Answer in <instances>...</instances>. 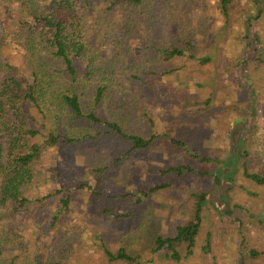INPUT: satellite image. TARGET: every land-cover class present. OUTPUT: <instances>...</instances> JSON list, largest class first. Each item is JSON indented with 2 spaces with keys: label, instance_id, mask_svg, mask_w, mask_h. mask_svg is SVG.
I'll list each match as a JSON object with an SVG mask.
<instances>
[{
  "label": "trees",
  "instance_id": "trees-1",
  "mask_svg": "<svg viewBox=\"0 0 264 264\" xmlns=\"http://www.w3.org/2000/svg\"><path fill=\"white\" fill-rule=\"evenodd\" d=\"M195 5V0H0V264L29 260L21 244L8 239L12 230L22 228L24 218L41 220L40 213L51 210L44 219L53 231L70 211L73 194L91 190L88 183L76 181L74 188L62 184L37 194L64 181L69 167L85 166L72 154L74 148L96 144L102 135L123 139L129 154L161 141L159 134H125L120 121L102 111L110 84L118 85L112 78L132 65L129 77L136 82L173 74L187 77L195 71L201 76L199 70L212 67L213 72L215 65L212 75L222 72L235 81L249 107L247 115L233 122L226 160L186 151L195 164L216 166L212 184L196 195L197 208L189 220L173 234L153 238L149 256L160 254L177 264L194 256L203 216L210 208L236 227L239 263L264 264V123L259 119L260 111L264 114V0H218L217 41L208 36ZM239 8L244 10L237 22L239 45L221 66ZM105 44L112 51L102 58ZM200 81L197 87L202 88ZM208 96L206 108L214 97ZM45 160H50V169H41ZM92 166L86 167L90 174L104 172ZM159 172L174 178L193 169L183 165ZM168 186L160 183L128 198L133 197L137 206ZM242 194L252 206L245 207ZM233 195H239V203L231 204ZM103 254L110 263L144 261L124 245L115 251L104 248Z\"/></svg>",
  "mask_w": 264,
  "mask_h": 264
},
{
  "label": "rangeland",
  "instance_id": "rangeland-1",
  "mask_svg": "<svg viewBox=\"0 0 264 264\" xmlns=\"http://www.w3.org/2000/svg\"><path fill=\"white\" fill-rule=\"evenodd\" d=\"M195 1L194 12L206 27L208 36L217 41L214 30L221 25L218 0ZM240 8L235 13L232 33L228 34L229 51L224 52L221 66L229 59L231 49L239 45L236 36L241 26L237 22L244 12ZM104 48L102 58L110 56L112 51L110 44H105ZM134 68V65L125 68L112 78L118 85L110 84V94L102 105V111L120 121L125 134L146 138L159 134L161 141L147 150L129 154L130 147L123 139L102 135L96 144L74 148L72 154L77 155V160L85 166L69 167L63 172L64 181L51 184L37 194L44 195L62 184L74 188L76 181L88 183L91 190L73 194L70 211L61 217L55 230L50 231L49 223L44 219L51 210L42 211L41 220L30 222L24 218L22 228L12 230L8 239L16 246L21 244V252L29 258L25 264H47L51 261L119 264L108 262L103 249L115 251L123 245L143 255L142 264H177L166 261L160 254L150 257L152 240L158 234H173L179 224L192 217L197 208L196 195L211 186L210 175L216 168L195 164L186 151L192 150L201 158L226 160L230 156L228 134L233 122L247 115L248 99L226 74L212 75L216 73L215 65L213 72L212 67L199 70L201 76L195 71L187 77L173 74L149 77L143 82L129 77ZM197 81L202 88L197 87ZM242 84L244 86L245 82ZM210 93L214 95L213 102L206 108L204 102ZM259 119L264 123L262 111ZM177 141L184 143L182 147L185 148L176 145ZM89 164H93V169H104V172L98 176L90 174L86 170ZM183 165L192 168L193 172L174 178H165L159 172V169ZM50 167V160L41 163V169ZM160 183L169 186L137 206L132 204L133 197L128 198L136 191L148 190ZM250 189L260 191L254 186ZM237 196L233 195L231 204L239 203ZM239 197L244 200L246 208L253 205L252 200L243 194ZM235 228L227 217H221L208 208L203 216L194 256L179 264H240ZM262 229L264 233V227ZM15 231L17 234L13 235Z\"/></svg>",
  "mask_w": 264,
  "mask_h": 264
}]
</instances>
